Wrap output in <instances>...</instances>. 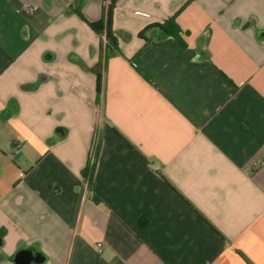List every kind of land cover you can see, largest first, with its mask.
Returning a JSON list of instances; mask_svg holds the SVG:
<instances>
[{"label": "crops", "instance_id": "0c3cea01", "mask_svg": "<svg viewBox=\"0 0 264 264\" xmlns=\"http://www.w3.org/2000/svg\"><path fill=\"white\" fill-rule=\"evenodd\" d=\"M75 1L0 0V264H264V0Z\"/></svg>", "mask_w": 264, "mask_h": 264}, {"label": "trees", "instance_id": "16d2710c", "mask_svg": "<svg viewBox=\"0 0 264 264\" xmlns=\"http://www.w3.org/2000/svg\"><path fill=\"white\" fill-rule=\"evenodd\" d=\"M103 10H102V18L97 22H88L89 26L101 37V45H100V51L101 54H103V50L105 49V56H102V59L107 60L108 55L111 52H114L118 49V39L114 35L113 30V19H114V10L117 7V0H103ZM75 7H73V12L77 13L78 15H81L80 7L83 4V0H76L75 1ZM176 15L169 18L168 20L162 22V23H153L148 25L143 31L139 33V36L141 38L146 39V41H150L146 38L145 34L151 30H155L157 33L154 38H174L180 46L183 48L185 46V42L181 38V29L176 23ZM103 37H105L106 45L104 46ZM104 48V49H103ZM101 66V62H100ZM100 94H101V74L98 73V95H97V102H100ZM98 141L97 146L94 149V143ZM102 146V139L100 137V134L96 130L95 136L93 138L92 142V148L89 154L88 162L86 164V167L84 168L82 174L85 178L88 179L89 186L91 188L94 175L96 172L97 167V161L100 155ZM92 155H94V159L92 158Z\"/></svg>", "mask_w": 264, "mask_h": 264}, {"label": "water", "instance_id": "95a60500", "mask_svg": "<svg viewBox=\"0 0 264 264\" xmlns=\"http://www.w3.org/2000/svg\"><path fill=\"white\" fill-rule=\"evenodd\" d=\"M44 261L45 258L41 254L31 249L21 250L14 257V262L16 264H42Z\"/></svg>", "mask_w": 264, "mask_h": 264}, {"label": "built area", "instance_id": "2783aa9c", "mask_svg": "<svg viewBox=\"0 0 264 264\" xmlns=\"http://www.w3.org/2000/svg\"><path fill=\"white\" fill-rule=\"evenodd\" d=\"M25 8H26V10L29 13H33L36 10V8L34 6H30V5H26ZM97 143H98V141L96 140V142L94 143V149L97 146ZM92 158L94 159V155H92ZM98 248H99V251L101 252L102 249H103V245L102 244H99L98 245Z\"/></svg>", "mask_w": 264, "mask_h": 264}]
</instances>
